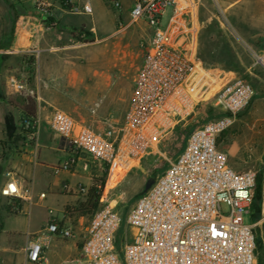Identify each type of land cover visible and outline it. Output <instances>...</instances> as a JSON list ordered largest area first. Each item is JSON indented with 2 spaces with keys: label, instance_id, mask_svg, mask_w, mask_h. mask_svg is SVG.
Masks as SVG:
<instances>
[{
  "label": "built area",
  "instance_id": "obj_1",
  "mask_svg": "<svg viewBox=\"0 0 264 264\" xmlns=\"http://www.w3.org/2000/svg\"><path fill=\"white\" fill-rule=\"evenodd\" d=\"M117 13L121 0H103ZM62 4L71 14H90L87 4L73 0ZM199 0H133L128 10L131 23L142 22L150 33L145 54L133 79L132 94L120 124H109L102 133L76 123L66 113L54 110L47 120L51 133L65 140L71 155L51 167L54 175L73 171L77 158L100 168L131 166V162L154 154L160 141L194 113L211 90L206 69L197 60L196 33ZM39 16L52 7L47 0H32ZM169 10L168 21L161 27ZM254 65L264 70V49L253 52ZM17 93L27 91L24 82H13ZM220 115L196 127L177 157L133 203L124 219L107 207L90 215L82 231L84 264H257L258 247L264 255V163L260 170L257 218L245 216L255 201L257 171L237 172L228 162L218 141L253 96L252 87L241 78H230L212 94ZM40 119L19 121L22 144L35 145ZM4 149L0 144V156ZM0 196L9 200L11 212L20 213L16 200L30 197L11 171L4 173ZM67 188V187H66ZM75 190L87 194L77 185ZM44 198V194H39ZM126 233L119 243L122 224ZM128 230H132L131 237ZM50 236L74 237L71 226L51 217L38 239L24 247L28 264H40Z\"/></svg>",
  "mask_w": 264,
  "mask_h": 264
},
{
  "label": "rangeland",
  "instance_id": "obj_2",
  "mask_svg": "<svg viewBox=\"0 0 264 264\" xmlns=\"http://www.w3.org/2000/svg\"><path fill=\"white\" fill-rule=\"evenodd\" d=\"M53 1L62 3L61 0ZM92 1L96 7L94 23L98 29H95L93 35L83 33L78 42L86 45L77 47V56L68 61L52 62L58 74L66 75L68 70H72L79 75L77 79L82 82V85L76 87L85 93V96H81L85 97V101L81 107L77 102L62 98L58 100V103L60 110L71 116L77 113L86 116L91 110L86 94L95 86L96 96L102 95L105 101L114 100L112 112L122 123L132 94L133 79L142 64L145 42L150 31L144 23H131L127 15L121 16L120 13L111 10L103 0ZM199 3L196 53L200 58L197 60L206 69L211 90L199 101L190 118L176 125L160 141L154 154L131 162V166L111 165L103 169L91 165L89 171L91 178L88 184H85V188L87 192L91 187L99 190L98 210L110 207L125 217L136 199L144 192L145 186L148 183L151 185L154 179L166 169L169 162L182 151L189 134L199 125L220 115L218 109L212 105V94L232 77L245 80L252 87L253 96L237 114L232 127L220 136L218 147L226 154L229 165L237 172L246 170L259 172L262 168L264 163V70L254 65L253 52L264 49V0H199ZM1 5H4L3 2ZM168 14L169 10L162 17L161 27L166 25ZM10 16L12 17L10 22L3 17L0 19L2 45L18 41L14 24L17 19L20 20L19 14L13 10ZM59 57L62 58V55ZM29 61L28 57L26 65ZM21 64L23 65L24 62ZM0 68L2 70L11 68V65L3 59L0 60ZM19 72V70L15 72V76L10 79V84L24 82L23 79L30 82V77H24ZM65 80L64 77H58L55 80L53 77H47V82L56 81L57 86L60 87ZM1 82L4 84L3 81ZM9 88L13 95L7 97L1 91L0 101L7 98L12 103L15 101L18 107V98L23 96V93H17L12 87ZM17 120L19 121L20 118L18 119L16 114ZM0 141L5 142L2 128H0ZM1 157L5 159L4 165L2 164L5 168L12 156L10 154ZM3 203L4 201L1 204ZM50 207L55 209L57 206L51 204ZM257 208L254 201L249 209L251 215L244 218L246 223L256 221ZM83 217L82 224L85 225L90 215ZM8 218L9 221L6 224L9 223L10 226L19 229L25 227L26 217L22 214L9 215ZM125 230L126 227L122 222L116 234L117 243L124 237ZM79 233L82 237L81 230ZM132 233V230L127 232L129 237ZM80 264H84L82 257Z\"/></svg>",
  "mask_w": 264,
  "mask_h": 264
},
{
  "label": "crops",
  "instance_id": "obj_3",
  "mask_svg": "<svg viewBox=\"0 0 264 264\" xmlns=\"http://www.w3.org/2000/svg\"><path fill=\"white\" fill-rule=\"evenodd\" d=\"M49 1L52 6L49 12L47 15L39 16L33 10L32 0H0V19L3 17L4 20L10 22L12 19L10 13L13 10L19 14L20 18L14 24L18 38L17 43L11 42L9 45H2L3 42L0 40V60L6 59L11 65V68L3 70L0 68V92L3 91L7 97L13 95L9 88L12 87L10 79L15 76L17 70L22 76L30 77V82H26L24 79L23 81L27 91L31 93V96L28 97L34 101L35 115L41 123L35 145L25 146L21 141L13 150L12 157L5 168H3L5 159L1 157L2 155L0 156V188L5 181L4 173L11 171L21 189L27 191L30 197V200H16L20 208L19 214L26 217L25 227L19 229L10 226L9 223L6 224L9 221V215L18 214L12 213L9 200L0 196V204L4 201L0 205V264H28L25 259L24 247L28 241H33L41 236L42 230L51 217L60 225L71 226L74 237L62 239L59 236H50L43 250V259L40 264L81 263L82 237L79 233V225H82L84 217L76 216L77 213L69 212L67 208L86 200V194L77 192L75 187L79 184L85 187V184H88L91 178L89 171L93 164H90L88 170L84 171L83 159L77 158L72 172L54 175L51 167L64 161L71 155V152L65 140L49 131L47 120L54 110L61 111L58 103L60 98L77 102L80 107L85 101V97H81L85 93L78 90V87L82 85V82L77 79L79 75H76L72 70H68L66 75L58 74L56 66L52 62L56 60L68 61L77 56V47L86 45L78 40L83 36V33L93 35L95 29H98L94 23L96 7L92 0H73V3L79 6L89 5L91 13L71 14L62 3ZM1 2H3V6ZM121 3L120 15L128 16V10L133 0H121ZM4 6L5 8H3ZM19 9L23 12H20ZM1 26L0 22V28H2ZM59 55H62V58ZM28 57L30 61L26 65ZM47 77H53L54 80L64 77L66 80L60 87L57 86L56 81L54 83L47 82ZM77 85L78 87H76ZM99 95L96 96L95 86L87 91L86 100L91 109L90 114L83 116L81 113H77L71 116L66 113L76 123L89 126L96 133H102L109 124H120L112 112L114 100L105 101L102 95ZM25 97L27 96L24 93L23 96H19L18 107H16L15 101L12 103L7 98L0 101V128L3 129L5 113H12L15 121L16 114L18 119L24 115L21 105L22 99ZM16 122L18 123V120ZM39 194H44V198H39ZM51 204L57 207L53 209L50 207Z\"/></svg>",
  "mask_w": 264,
  "mask_h": 264
},
{
  "label": "trees",
  "instance_id": "obj_4",
  "mask_svg": "<svg viewBox=\"0 0 264 264\" xmlns=\"http://www.w3.org/2000/svg\"><path fill=\"white\" fill-rule=\"evenodd\" d=\"M200 22V21H199ZM199 60V56L197 55ZM21 109L24 111V115L20 117V120L25 117L35 116V103L30 97H25L22 99ZM19 120V121H20ZM15 121L12 113L7 112L3 117V132L5 136V142L0 141L1 146L4 149L3 156H9L16 149L17 145L22 141V137L19 134L18 124ZM260 190V171L257 172L256 184L254 189L255 201H258V194ZM99 204V190L95 187H91L86 195V200L78 204L75 208H67L69 212L77 213L79 216L92 215L94 212L98 211ZM124 219V217H122ZM257 264H264V255L262 253L261 247H258L257 252Z\"/></svg>",
  "mask_w": 264,
  "mask_h": 264
},
{
  "label": "water",
  "instance_id": "obj_5",
  "mask_svg": "<svg viewBox=\"0 0 264 264\" xmlns=\"http://www.w3.org/2000/svg\"><path fill=\"white\" fill-rule=\"evenodd\" d=\"M150 184L148 183L146 186H145V189L144 191H146L148 188H149Z\"/></svg>",
  "mask_w": 264,
  "mask_h": 264
}]
</instances>
